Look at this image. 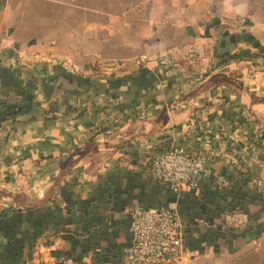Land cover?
<instances>
[{
	"label": "crops",
	"instance_id": "obj_1",
	"mask_svg": "<svg viewBox=\"0 0 264 264\" xmlns=\"http://www.w3.org/2000/svg\"><path fill=\"white\" fill-rule=\"evenodd\" d=\"M0 49V264H129L134 205L164 264H264V0H0ZM171 145L216 175L161 187Z\"/></svg>",
	"mask_w": 264,
	"mask_h": 264
},
{
	"label": "built area",
	"instance_id": "obj_2",
	"mask_svg": "<svg viewBox=\"0 0 264 264\" xmlns=\"http://www.w3.org/2000/svg\"><path fill=\"white\" fill-rule=\"evenodd\" d=\"M148 172L158 185L173 192L194 191L203 180L216 175L205 165L202 154L178 145L155 153ZM128 229L130 242L123 255L129 264H164L182 250L183 222L174 208L134 205Z\"/></svg>",
	"mask_w": 264,
	"mask_h": 264
}]
</instances>
